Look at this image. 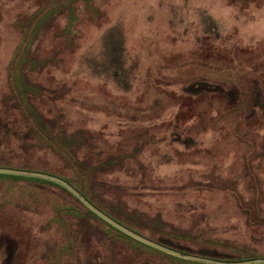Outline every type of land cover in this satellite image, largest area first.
Returning <instances> with one entry per match:
<instances>
[{
	"label": "rangeland",
	"instance_id": "rangeland-1",
	"mask_svg": "<svg viewBox=\"0 0 264 264\" xmlns=\"http://www.w3.org/2000/svg\"><path fill=\"white\" fill-rule=\"evenodd\" d=\"M56 2L68 0H0V158L72 176L10 98L33 20ZM69 5L16 73L46 126L79 134L92 197L220 242L224 257H239L227 245L264 257V0ZM0 264L192 263L119 235L49 181L0 174Z\"/></svg>",
	"mask_w": 264,
	"mask_h": 264
},
{
	"label": "trees",
	"instance_id": "trees-1",
	"mask_svg": "<svg viewBox=\"0 0 264 264\" xmlns=\"http://www.w3.org/2000/svg\"><path fill=\"white\" fill-rule=\"evenodd\" d=\"M70 2V3H69ZM57 5L54 6L53 9H51L48 13H39L37 15V18L33 21H35V28L33 31V34H35L36 31L39 30L41 25L44 23L45 20L48 19L50 16H54L56 13L55 11L57 10L58 7H70L71 5V0H68V3L66 2L61 4L60 2H56ZM70 12L72 16L70 17V25L73 23L74 19V10L73 8H70ZM32 34V37H30V41L34 39V35ZM29 41V42H30ZM29 42L25 45V51L23 50L19 54V58H17V63L20 60V62L24 63V57L27 53V49L29 46ZM18 63L17 66L14 68V76L11 79V95L10 98L12 99L13 103V109L18 110L21 114L29 117L32 121V132L34 135L40 140V142L47 144L48 146L52 147L53 150H55L58 155L60 156L63 164L69 167V169L72 171V176H67L63 175L59 171H47V170H41L39 169L38 171L48 173V174H53L58 177L63 178L64 180L68 181L71 185H73L79 192H81L92 204H94L97 208L105 212L107 215L118 221L119 223L128 226V228L134 230L135 232L153 240L156 242H159L165 246H168L172 249L178 250L180 252L188 253V254H193V255H198L204 258H211L215 260H220V261H226V262H237V261H245V260H251V259H256V258H264V257H257V255L248 250H242L239 247L235 246H229L227 245V249H232L233 250V255H238L239 257L234 259V258H229V257H224L222 254H220L217 251L211 250L215 244L221 245L220 242L216 243L213 242L214 240L208 239V238H202L201 235L197 236H191L187 233H180L174 230H166L164 229L163 226L157 229L156 226L154 225H144L142 221H144L143 218L140 216L135 215V218L131 216V214L124 212H120V209L115 208L116 212H112L110 208L106 207L100 202H97L93 197H92V190H90L91 186L87 182H89L90 176H91V171H93L95 168H88L86 169L85 167V162L80 159V152L76 151V148L80 145L78 136L79 134L77 133H68L64 131V129L60 128L56 131L51 130L48 126L44 124V122L39 118L35 111V106L32 104L31 96L32 93L34 94V89L33 86H30L26 81L25 77L17 75L16 72H18V69H20V64ZM9 98V99H10ZM76 144V145H74ZM90 144V143H89ZM81 149V148H80ZM108 163H112V159L107 160ZM107 166H110L107 164ZM0 167H9V168H15V169H23V170H28V169H33L30 168L27 165H14L12 162L9 161L8 158L2 157L0 158ZM52 185L59 186L58 184L49 182ZM86 183L88 186H86ZM61 187V186H59ZM65 192H68V194L75 199L81 206H83L85 209H87L74 195L71 194V192L67 191L65 188L61 187ZM89 188V190H88ZM94 194V192H93ZM111 208H114L113 206H110ZM118 209V210H117ZM88 214L92 215L93 217L97 218L99 221H101L103 224H105L107 227H109L111 230L115 231L119 235L136 242L140 246L145 247L146 244H142L141 242H138L127 235L123 234L122 232L118 231L117 229L113 228L112 226H109L106 222H104L102 219H100L98 216H96L94 213L89 211L87 209ZM145 222V221H144ZM156 227V228H155ZM193 243L195 244L194 247H190L188 245H185L187 243ZM185 243V244H184ZM226 246V245H225ZM147 249L152 250L158 254L164 255L168 258H172L178 261H184L192 264H201V263H196V262H191V261H185L179 258H175L173 256L167 255L161 251H158L154 248H151L149 246H146Z\"/></svg>",
	"mask_w": 264,
	"mask_h": 264
},
{
	"label": "water",
	"instance_id": "water-1",
	"mask_svg": "<svg viewBox=\"0 0 264 264\" xmlns=\"http://www.w3.org/2000/svg\"><path fill=\"white\" fill-rule=\"evenodd\" d=\"M0 174L38 178V179H43V180L58 184L59 186L65 188L67 191L71 192V194L74 195L87 209H89V211H91L96 216H98L100 219H102L104 222L109 224V226H112L113 228L117 229L118 231L122 232L128 237L138 242H141L144 245L146 244V246L154 248L167 255H170V256H173L179 259L193 261L197 263L199 262L203 264H264V258H256V259L237 261V262H234V261L226 262V261H220V260H215L211 258H204L198 255L180 252L178 250L165 246L159 242L153 241L135 232L134 230L128 228V226L126 227V225L119 223L118 221H116L115 219L107 215L105 212H103L102 210L97 208L94 204H92L81 192H79L68 181L56 175L39 172V171H30V170L15 169V168H9V167H0Z\"/></svg>",
	"mask_w": 264,
	"mask_h": 264
}]
</instances>
